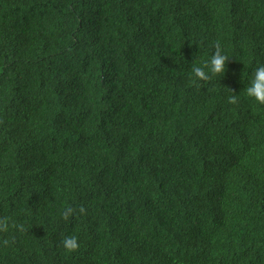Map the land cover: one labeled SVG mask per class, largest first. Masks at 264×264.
<instances>
[{"label":"trees","instance_id":"1","mask_svg":"<svg viewBox=\"0 0 264 264\" xmlns=\"http://www.w3.org/2000/svg\"><path fill=\"white\" fill-rule=\"evenodd\" d=\"M260 65L264 0H0V264H264Z\"/></svg>","mask_w":264,"mask_h":264},{"label":"clouds","instance_id":"2","mask_svg":"<svg viewBox=\"0 0 264 264\" xmlns=\"http://www.w3.org/2000/svg\"><path fill=\"white\" fill-rule=\"evenodd\" d=\"M228 57L220 51L219 44L216 51L209 59L203 62H192L190 78L193 83L207 82L213 77H223L226 71ZM245 95L256 105L264 106V65L258 66L252 74ZM235 98H230L229 103H234ZM10 221L7 218L0 219V233L9 231ZM21 232L24 231L23 225H15ZM7 243V241H5ZM62 247L67 253L75 252L79 248L76 236H67L62 241Z\"/></svg>","mask_w":264,"mask_h":264}]
</instances>
